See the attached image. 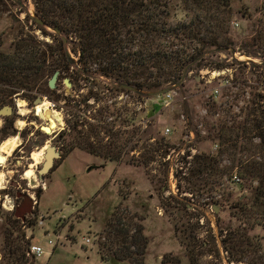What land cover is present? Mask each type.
I'll use <instances>...</instances> for the list:
<instances>
[{
  "label": "trees",
  "instance_id": "obj_1",
  "mask_svg": "<svg viewBox=\"0 0 264 264\" xmlns=\"http://www.w3.org/2000/svg\"><path fill=\"white\" fill-rule=\"evenodd\" d=\"M236 1L241 0H32L34 12L44 25L33 22L52 40L25 32L20 24L7 46H2L0 35V108L12 103L15 95L29 100L38 94L47 95L48 80L56 70H71L70 80H85L89 97L95 99H100L105 90L142 98L147 91L178 84L183 98L177 100V116L187 119L185 135L192 133L193 140L199 143L192 145L195 152L190 159L183 157V190L192 195L219 193L217 201L228 204L229 221L221 228V244L229 260L264 264L263 236L252 232L255 226L264 225V11L259 10L260 18L251 23L245 37L236 40L233 34L242 30L241 21L251 17L246 7L236 6ZM6 3L7 0H0V16ZM48 26L59 28L60 33L48 32ZM239 50L252 58L233 59ZM224 55L232 58L231 64L238 65L232 77H222L218 86L210 84L208 91L204 89V99L194 102V96L201 91V80L193 76L190 79L197 92L184 95L187 90L183 76L189 71L229 67ZM225 80L229 83L224 84ZM94 87L98 90L93 91ZM195 105L205 113L199 114ZM87 110H70L71 140L66 141L67 129L63 128L57 135L58 142L65 146L66 153L82 144L94 155L118 160L132 136L114 130L109 122H90ZM5 120L0 127V143L16 133L9 116ZM86 124L91 128L84 136L78 126ZM100 131L110 140L103 141ZM91 135L97 140H91ZM179 141L185 139L181 137ZM172 196L167 198H175ZM4 215L7 221L0 229L3 262L28 263L34 256L28 253L30 239L19 224L26 215L18 216L17 207L11 213L0 212V217ZM126 216L119 203L107 225L114 227L117 235L123 233L124 240L133 239L122 244V255L109 247V252L100 254L103 259L124 260L132 252L130 247L135 245L136 236H143L140 213L131 215L128 221L124 220ZM34 223L23 221L25 227ZM132 226L135 233L130 235Z\"/></svg>",
  "mask_w": 264,
  "mask_h": 264
},
{
  "label": "rangeland",
  "instance_id": "obj_2",
  "mask_svg": "<svg viewBox=\"0 0 264 264\" xmlns=\"http://www.w3.org/2000/svg\"><path fill=\"white\" fill-rule=\"evenodd\" d=\"M235 4L246 7L251 16L249 20L241 21L240 34H233L236 40H240L252 28L251 23L260 18L262 3L261 0H241ZM34 13L32 0H7L0 16L3 47L16 35L19 24L25 32L52 40L50 35L36 27L30 18ZM46 29L50 33L55 32L50 27ZM242 51L235 52L233 59L243 61L252 58ZM71 56L76 59L74 54ZM227 61L229 67L221 70L189 71L183 79L187 90L184 95L197 92L190 79L194 76L201 80V91L198 90L194 96V102L203 100L206 95L204 89L208 91L210 84L218 86L222 77L237 70L238 65L231 64V57ZM215 72H220L219 76ZM246 73L250 76L249 68H246ZM70 75L71 70L59 73L56 86H48L49 93L42 94L47 100L46 108L56 109L60 114L59 120L51 110L45 113L46 108L34 106L36 97L29 100L20 95H15L9 103L13 106L12 113L0 115V127L9 116L16 131L7 137L16 141L13 149H0V212H14L25 196L31 197L33 206L19 224L22 223L30 243H38L45 249L43 254L31 256L32 260L25 264H242L230 261L221 244V228L224 222L229 221L228 204L217 201L220 194L216 192L192 195L183 190L185 182L180 173V170H186L183 157L190 159L195 152L192 145L199 146L193 140V134L185 135L187 119L177 116L180 107L177 100L183 98V93L177 88V94L168 106L158 102V95L138 98L132 93L109 90L102 92L100 99H95L89 97V86L85 80L71 79V85L67 86L64 78ZM253 78L254 75L252 81ZM96 90L98 88L94 87L93 91ZM54 102L60 108L53 106ZM76 104L77 107L74 106ZM194 107L199 114L205 113L199 105ZM86 108L90 122H109L114 130L119 129L124 135L132 136L118 160L94 155L82 144L66 153L65 146L58 142L57 135L63 128L67 129L64 134L66 141L71 140L73 112L70 110L78 109L77 113H85ZM52 118L55 123L50 127ZM49 127V130L45 129ZM166 127L170 128L168 133L165 132ZM78 128L87 136L91 127L86 124ZM99 136L103 141L110 140L104 131H100ZM181 137L184 142L179 141ZM90 139L96 141L97 137L91 135ZM49 144L57 146L61 157L55 159L52 168L41 179L38 170L44 161L43 151ZM28 171L30 174L27 176ZM172 178L176 179L173 188ZM170 195L175 198L168 199ZM119 203L121 212L128 215L125 221L140 213L143 236H136L135 245L130 247L132 252L129 251L124 260L103 259L100 254L109 252V247L122 255V244L133 239L124 240L123 233L117 235V230L107 225ZM215 203L217 211L213 208ZM30 220L35 222L33 226L25 227L23 221ZM6 221L5 215L0 217V229ZM233 224H236L235 220ZM130 228L131 235L135 233V227ZM252 232L263 236L264 245V225L255 226ZM85 237L90 241L85 242ZM50 239L54 241L53 245L49 244ZM2 245L0 232V264H5Z\"/></svg>",
  "mask_w": 264,
  "mask_h": 264
},
{
  "label": "water",
  "instance_id": "obj_3",
  "mask_svg": "<svg viewBox=\"0 0 264 264\" xmlns=\"http://www.w3.org/2000/svg\"><path fill=\"white\" fill-rule=\"evenodd\" d=\"M31 19L36 21V23H38L39 25H44V22L42 19H40L35 13L31 15ZM50 28H52L56 33H60V29L57 27H51L48 26ZM59 70H56L52 76L49 78L48 80V85L50 88H54L56 86V81L58 79L59 76ZM185 75L183 76L182 80L184 79ZM64 83L67 86L71 85V81L69 77H65L64 78ZM121 86L125 87V88H129L132 90H136L133 86L127 85V84H122ZM175 87H178V84L174 85V86H168V87H164L158 90H154V91H147L145 92V94L147 96H152V95H160L165 93L168 90H171ZM44 101V98L42 95H38L35 99H34V106H36L37 104L41 103ZM13 111V106L10 104H5L0 108V115H9L11 114ZM51 124V123H50ZM53 123L51 124L50 127H53ZM49 127V129H50ZM46 129V128H45ZM47 130V129H46ZM44 161L42 162V165L40 167V169L38 170V175L39 177L42 179L44 177V175L49 172V170L52 168V166L54 165L55 159L60 158L61 157V153L60 151L57 149V146L54 144H49L46 146V148L44 149ZM31 206H33V199L31 197H24V199L22 200V202L17 206V214L18 216L24 218V216L26 215V211H29ZM213 208L215 209V211H217L216 208V203L214 204Z\"/></svg>",
  "mask_w": 264,
  "mask_h": 264
},
{
  "label": "built area",
  "instance_id": "obj_4",
  "mask_svg": "<svg viewBox=\"0 0 264 264\" xmlns=\"http://www.w3.org/2000/svg\"><path fill=\"white\" fill-rule=\"evenodd\" d=\"M261 3H262V10L264 11V0H261ZM221 70V69H219ZM215 74L217 76H219L220 72H215ZM233 74V73H232ZM227 77H232V75L230 74H227L225 75ZM229 81L228 80H225V83L224 84H228ZM177 87L171 89V90H168L166 91L165 93L163 94H160L158 95L159 97V103L162 104L163 106H168L172 103L173 99H174V96L177 94ZM218 89L216 88L215 89V92H217ZM52 105L54 106V103H52ZM170 131V128L169 127H166L165 129V132L168 133ZM192 134V133H191ZM234 180L238 181L239 178L236 177V175H234ZM176 182V179H170V183H171V186L173 188L174 184ZM90 241V238L89 237H85V242H89ZM49 244L53 245L54 244V241L52 239H50L49 241ZM45 252V249L38 243H30L29 245V250H28V253L29 254H32L33 256L35 257H38L40 256L41 254H43Z\"/></svg>",
  "mask_w": 264,
  "mask_h": 264
},
{
  "label": "bare ground",
  "instance_id": "obj_5",
  "mask_svg": "<svg viewBox=\"0 0 264 264\" xmlns=\"http://www.w3.org/2000/svg\"><path fill=\"white\" fill-rule=\"evenodd\" d=\"M47 101V100H46ZM45 100L43 101V102H41V103H39V104H37V105H41L43 108H46V107H48L47 106V102H46ZM22 105V104H21ZM49 105V104H48ZM48 110H51L53 113H54V115L56 116V118L59 120L60 119V114H58V111L56 110V109H50V108H46L45 109V113H47L48 112ZM54 117V116H53ZM56 118H54V119H56ZM50 123L52 124H54L55 123V121L53 120V118H52V120L50 119ZM47 130H49V128H46ZM16 144V141H12V140H10V139H7L6 138V140H4L1 144H0V149L2 150V151H11L12 149H13V147H14V145ZM44 152V151H43ZM42 152V153H43ZM38 153V152H37ZM36 153V154H37ZM41 153V152H40ZM38 156V155H37ZM36 156V157H37ZM30 174V172L28 171L27 172V176ZM1 178H2V174L0 173V182H1ZM3 180V179H2Z\"/></svg>",
  "mask_w": 264,
  "mask_h": 264
}]
</instances>
